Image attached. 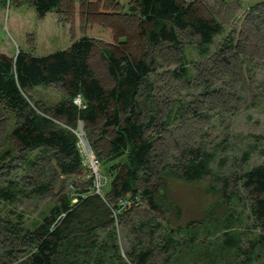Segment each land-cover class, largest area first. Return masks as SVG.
<instances>
[{
  "label": "rangeland",
  "instance_id": "obj_1",
  "mask_svg": "<svg viewBox=\"0 0 264 264\" xmlns=\"http://www.w3.org/2000/svg\"><path fill=\"white\" fill-rule=\"evenodd\" d=\"M130 1L60 0L58 12L48 13L39 19L24 0H0V52L9 57L18 52L45 56L65 50L74 41L86 36L95 44L89 59L90 67L108 89L113 81L106 71L102 50L118 46L115 36L119 35L118 32L127 35L129 52L136 58L151 61V68L154 69L150 76L153 84L151 98L146 97L145 91H141L140 98L145 108L144 116L156 115V123L150 124L146 130V138H152L154 147V171L164 164L169 165L174 156L187 146H201L215 153V162L212 165L213 175L198 183H187L170 175L168 170L162 173L161 180L157 182V212L152 213L144 200H137L128 211L113 215L118 217H114L113 224L119 245L125 252L132 239L129 232L133 223L141 217L146 219L155 215L158 222L175 230L179 227L185 231L190 223L189 227H194L193 230L198 228L195 231H198L199 240L208 247L195 248V255L189 252L184 256L182 251L180 258L188 261L194 258L195 261L207 254L211 264L240 262L245 259L244 256L219 252L213 243L218 242L216 238L221 230H225L224 225L230 218L235 220L233 229L243 237L244 250L250 248V240L258 233L249 216L250 199L237 186L235 178L264 162V0H184L186 3L193 2V6L200 10L199 16L215 19L223 28L210 48V57L206 59H202L195 50L197 38L189 35L180 36L181 50L166 45H146L145 39L137 36L139 17L129 10ZM227 38L235 49L217 54V45ZM184 62L193 74L189 83L173 76ZM27 94L42 108L52 106L65 97L59 89L45 86H36ZM177 100L187 103L182 111L184 118L173 122L171 127L164 126L165 114L178 103ZM74 105L79 107L81 103L75 100ZM14 126L13 114L0 107V183L6 179L16 180L24 193L15 203H0V220L15 221L17 215H22L26 229L34 230L50 216L51 208L65 194L74 198L77 190L88 188L89 179L85 174L82 179L80 173L68 177L58 175L48 157L36 160L34 170L26 169L20 158L21 152L17 148L12 150L15 144L10 134ZM72 133L83 154L87 171L94 176V172L97 173L95 180L92 179L91 191L103 201L108 200V164L103 165L92 145L97 134L87 132L83 126ZM96 143L104 153L106 140L98 139ZM7 151L11 152L1 158ZM39 153L40 150H34L26 156L33 159ZM244 153L248 154L246 162L242 161ZM94 157L98 158L95 167L92 165ZM70 181L74 182L72 188ZM155 181L153 177L151 183L155 185ZM44 182L50 184L49 191L37 196L32 189ZM103 184L107 187L101 190ZM124 208H128L127 205ZM200 221L206 223L209 234L202 231L206 228L198 223ZM0 233V264H19L26 255V246L7 236L8 233L2 230ZM207 242L212 244L207 245ZM154 253L158 264L167 257L160 249ZM258 259L254 264L264 261L262 257Z\"/></svg>",
  "mask_w": 264,
  "mask_h": 264
},
{
  "label": "trees",
  "instance_id": "obj_2",
  "mask_svg": "<svg viewBox=\"0 0 264 264\" xmlns=\"http://www.w3.org/2000/svg\"><path fill=\"white\" fill-rule=\"evenodd\" d=\"M24 1L34 9L39 19L60 9V0ZM129 10L138 15L137 36L144 38L149 47L166 45L181 50L180 36L189 35L197 38L195 50L202 59H206L211 55L210 48L215 38L223 32L215 19L199 16L200 10L193 6V2L131 0ZM118 33L115 35L118 46L102 50L106 71L113 81L108 89L90 67L89 59L95 44L86 36L65 50L45 56L18 52L9 57L0 52V107L15 118L10 134L15 144L12 150L17 148L21 152L20 158L26 169L34 170L36 160L48 157L58 175L68 177L80 173L84 179L81 155L72 133L80 124L87 132L97 134L92 145L103 165L108 164L110 177L108 200L103 201L91 191L92 179L89 178L88 188L77 190L74 198L65 194L51 208L50 216L34 230L26 229L22 215H17L15 221L0 220V230L27 248L19 264H158L154 252L159 249L167 256L160 264H211L207 254L195 261L194 258L189 261L180 258L182 251L184 256L189 252L195 255V248L208 247L199 240L198 231H195L198 228L193 230L190 223L185 231L179 227L175 230L162 225L155 215L146 219L141 217L133 223L129 232L132 239L125 252L119 245L113 224L114 204L118 199L130 197L134 200L140 196L149 210L155 213L159 210L157 182L161 180V174L168 170L170 175L187 183H198L213 175L215 153L201 146H187L174 156L169 165L164 164L154 171V147L152 138H146V130L150 124L156 123V115L144 116L145 108L140 99L141 91H145L148 99L151 98L153 84L150 76L154 69L151 61L133 56L127 47L128 36ZM229 39L217 45V54L235 49ZM173 76L186 83L193 78L185 62ZM36 86L55 87L65 97L42 108L27 94ZM75 99L80 100V107L74 105ZM177 102L166 112L164 126L171 127L173 122L184 118L182 111L187 103ZM98 139L107 142L104 153L96 145ZM34 150H40V153L33 159L27 158L28 152ZM11 151L5 152L1 158ZM247 160L248 154L244 153L242 161ZM54 171L52 173L56 174ZM153 177L155 185L151 183ZM235 179L237 186L250 199L249 216L258 233L250 240V248L244 250L243 237L233 229L235 220L230 218L224 225L225 230L217 236L218 242L213 244L219 252L244 256L245 259L234 264H254L259 257L264 258V162L239 173ZM69 184L74 187L73 181ZM224 184H227L226 180ZM49 186L48 182L38 184L32 192L41 196L49 191ZM19 195L24 193L16 180L6 179L0 183V203H15ZM72 199L76 200L75 203ZM198 223L205 225L206 230L202 231L209 234L206 223ZM209 244L212 242H207Z\"/></svg>",
  "mask_w": 264,
  "mask_h": 264
},
{
  "label": "built area",
  "instance_id": "obj_3",
  "mask_svg": "<svg viewBox=\"0 0 264 264\" xmlns=\"http://www.w3.org/2000/svg\"><path fill=\"white\" fill-rule=\"evenodd\" d=\"M76 100H79V99H76ZM79 101H80V100H79ZM80 153H81V157H82V166H83V167L85 168V170H86L87 177H89V178L95 180V176L97 175V173L94 172V173H95V176H94L93 173L87 171V169H86V167H85V164H84V162H83V154H82L81 150H80ZM96 158H97V157H96ZM96 158H95V157L92 158V160L95 159V162L92 163V165H93L94 167L98 164V159H96ZM92 181H93V180H92ZM92 185H93V184H92ZM106 186H107V184H103V185L101 186V188H104V187H106ZM127 200H128V201H127ZM137 200H142V199H141L140 196L135 197L134 200L131 199L130 197H127V198H120V199H118L117 202H116V203H117V206H116V204H115V206H114L116 210H113V215L121 214L122 211H128L129 209H131V208L133 207L134 203H135ZM126 205H127L128 208H124V206H126ZM120 207H121V208H120ZM123 208H124V209H123ZM114 217H116V216H114Z\"/></svg>",
  "mask_w": 264,
  "mask_h": 264
},
{
  "label": "clouds",
  "instance_id": "obj_4",
  "mask_svg": "<svg viewBox=\"0 0 264 264\" xmlns=\"http://www.w3.org/2000/svg\"><path fill=\"white\" fill-rule=\"evenodd\" d=\"M75 100H76V99H75ZM75 100H74V101H75ZM80 103H81V102H80ZM80 106H81V105H80ZM80 106H79V107H80ZM79 126H82V125L79 124ZM77 129H78V128H77ZM77 129L72 130V132H73V131H76ZM76 143H77V142H76ZM77 146H78V143H77ZM78 149H79V147H78ZM79 152H80V149H79ZM80 155H81V153H80ZM97 159H98V158H97ZM81 161H82V157H81ZM81 167H82V169L84 170V174L87 176V174H86V170H85V168L82 166V162H81ZM88 179H89V177H88ZM90 179H91V178H90ZM109 185H110V183H109ZM106 187H107V186H106ZM106 187H104V188H106ZM104 188H102L101 190H103ZM101 190H100V192H101Z\"/></svg>",
  "mask_w": 264,
  "mask_h": 264
}]
</instances>
